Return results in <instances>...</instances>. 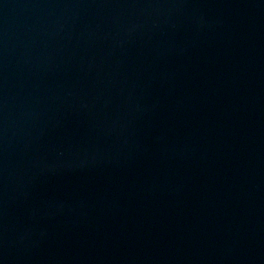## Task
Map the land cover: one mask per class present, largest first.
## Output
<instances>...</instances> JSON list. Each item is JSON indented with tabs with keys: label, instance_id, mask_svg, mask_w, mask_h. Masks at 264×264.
Instances as JSON below:
<instances>
[{
	"label": "water",
	"instance_id": "95a60500",
	"mask_svg": "<svg viewBox=\"0 0 264 264\" xmlns=\"http://www.w3.org/2000/svg\"><path fill=\"white\" fill-rule=\"evenodd\" d=\"M0 264H264V0H0Z\"/></svg>",
	"mask_w": 264,
	"mask_h": 264
}]
</instances>
